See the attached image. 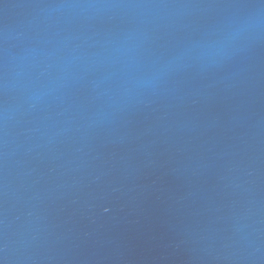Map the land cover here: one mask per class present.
I'll use <instances>...</instances> for the list:
<instances>
[{
	"label": "water",
	"instance_id": "obj_1",
	"mask_svg": "<svg viewBox=\"0 0 264 264\" xmlns=\"http://www.w3.org/2000/svg\"><path fill=\"white\" fill-rule=\"evenodd\" d=\"M0 264H264V0H0Z\"/></svg>",
	"mask_w": 264,
	"mask_h": 264
}]
</instances>
